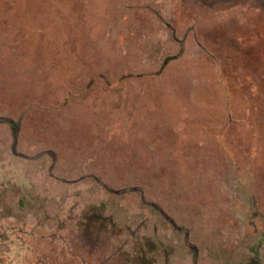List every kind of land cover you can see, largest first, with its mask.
I'll return each mask as SVG.
<instances>
[{
    "label": "rangeland",
    "instance_id": "374dc122",
    "mask_svg": "<svg viewBox=\"0 0 264 264\" xmlns=\"http://www.w3.org/2000/svg\"><path fill=\"white\" fill-rule=\"evenodd\" d=\"M0 264H264V0H0Z\"/></svg>",
    "mask_w": 264,
    "mask_h": 264
}]
</instances>
